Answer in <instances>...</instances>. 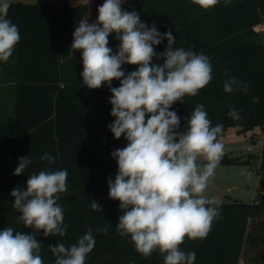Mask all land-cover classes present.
Masks as SVG:
<instances>
[{"label": "trees", "instance_id": "trees-1", "mask_svg": "<svg viewBox=\"0 0 264 264\" xmlns=\"http://www.w3.org/2000/svg\"><path fill=\"white\" fill-rule=\"evenodd\" d=\"M89 3L11 2L8 18L18 26L21 39L8 62L0 61L3 80L10 88L9 102L0 97V230L12 227L32 234L33 229L18 221L20 214L13 207L11 191L17 186L26 189L33 173L66 169L67 191L58 194L66 234L45 237L42 230L35 233L42 245L43 264H55L50 246L75 244L88 229L96 243L85 264H164L158 250L145 258L135 250L130 237H121L116 229L123 213L120 202L109 198L108 180L114 181L118 173L111 153L125 147L127 141L123 135L115 139L108 128L115 119L110 114L108 85L87 88L80 75L81 53L71 49L79 20L88 18L91 23L97 19L101 1ZM122 7L138 12L142 22L148 27L155 24L161 34L171 31L176 38L173 47L203 52L211 58V82L195 97H184L183 103L177 101L170 109L181 119L180 131L198 104L204 105L213 126L223 125L218 137L222 142L229 127H236L238 133L258 127L264 131V34L254 29L264 19V0H230L228 6L220 0L208 10L191 0H124ZM108 39L115 54L120 42L115 33ZM166 46L165 39L154 46L155 52H163ZM162 62L153 58V63ZM137 67L125 64L122 70L127 74ZM225 69L229 76L245 82L247 91L240 88L225 93ZM119 84L113 80L111 86ZM232 106L240 112L238 121L228 116ZM44 153L53 156L55 163L41 160ZM25 156L33 163L21 175H13L19 158ZM241 160V156L225 155L220 164ZM259 175L264 178V150ZM258 190L261 194L252 203L216 202L219 218L207 237H186L180 246L185 252H195L194 264H264V197L260 187ZM93 201L102 211L91 208Z\"/></svg>", "mask_w": 264, "mask_h": 264}, {"label": "clouds", "instance_id": "clouds-1", "mask_svg": "<svg viewBox=\"0 0 264 264\" xmlns=\"http://www.w3.org/2000/svg\"><path fill=\"white\" fill-rule=\"evenodd\" d=\"M124 0H104L98 7L94 22L81 18L73 32L71 49L81 53L83 84L89 89L108 85L111 116L108 125L117 140L123 135L127 145L111 153L118 173L108 180L109 198L118 200L122 215L117 232L130 237L135 250L147 258L157 251L164 264H194L195 252L181 250L187 237L204 239L220 210L213 199L205 196L210 178L223 156L224 145L218 137L223 125H212L203 104H198L180 131L181 119L170 110L184 97H195L212 80L211 58L183 47L175 48L171 31L161 34L155 24L148 27L135 10L123 9ZM203 10L220 0H191ZM230 0H224L228 6ZM11 0H0V61L8 62L21 39L19 28L8 18ZM115 33L120 42L113 54L109 36ZM167 40L164 51L157 54L156 45ZM162 63H153V58ZM136 65L127 74L122 65ZM225 69L223 91L232 93L243 88ZM119 80V87L112 81ZM228 116L240 120V112L232 106ZM147 117V118H146ZM200 158L206 161L198 163ZM50 164L55 158L41 156ZM33 163L29 156L20 157L13 175L19 176ZM247 174V173H242ZM67 170H41L28 176L26 189L17 186L10 195L13 207L19 212L18 221L32 234L15 231L12 227L0 230V264H43L39 231L45 237L66 234L64 211L58 204V194L67 191ZM93 210L102 211L98 202ZM99 231V229H98ZM107 231V227L104 228ZM91 229L75 244L50 246L55 264H85L95 247Z\"/></svg>", "mask_w": 264, "mask_h": 264}, {"label": "rangeland", "instance_id": "rangeland-1", "mask_svg": "<svg viewBox=\"0 0 264 264\" xmlns=\"http://www.w3.org/2000/svg\"><path fill=\"white\" fill-rule=\"evenodd\" d=\"M19 1L25 3H36L43 0H11V2ZM84 1H87V3L91 2L89 3L90 6L94 5L96 2V0ZM100 1L102 5V0ZM7 84L8 83L5 82V86H2L0 83V91L1 89L4 90L3 94L0 92V96H5L6 101L9 102L8 91L10 88ZM222 143L224 145L223 156H241L242 160L236 163L219 164L215 170V175L210 178L204 194L207 198L215 200V202L240 201L252 203L254 199L261 194L258 190L261 180L259 167L261 154L264 150V131L258 127L256 129L249 130L246 133H238L236 127H229L223 137ZM249 158L250 161H247ZM198 163L202 165L206 163V161H203V159L200 158ZM232 189L234 191H232ZM233 193H235L237 197H234Z\"/></svg>", "mask_w": 264, "mask_h": 264}, {"label": "built area", "instance_id": "built-area-1", "mask_svg": "<svg viewBox=\"0 0 264 264\" xmlns=\"http://www.w3.org/2000/svg\"><path fill=\"white\" fill-rule=\"evenodd\" d=\"M52 1V0H50ZM254 29L256 31H259V32H262L264 33V19L260 20L259 22H257L255 25H254Z\"/></svg>", "mask_w": 264, "mask_h": 264}, {"label": "crops", "instance_id": "crops-1", "mask_svg": "<svg viewBox=\"0 0 264 264\" xmlns=\"http://www.w3.org/2000/svg\"><path fill=\"white\" fill-rule=\"evenodd\" d=\"M0 67H1V69H0V73H1V75H0V83L2 84V86H5L4 84H5V82H4V78H5V74H4V68H3V66L2 65H0ZM1 86V87H2ZM0 97H4L5 98V96H0ZM1 101V100H0Z\"/></svg>", "mask_w": 264, "mask_h": 264}, {"label": "water", "instance_id": "water-1", "mask_svg": "<svg viewBox=\"0 0 264 264\" xmlns=\"http://www.w3.org/2000/svg\"><path fill=\"white\" fill-rule=\"evenodd\" d=\"M259 187H260V189L262 191V197H264V178H261ZM232 191H234V190L232 189ZM233 196L237 197V195L235 193H233Z\"/></svg>", "mask_w": 264, "mask_h": 264}]
</instances>
